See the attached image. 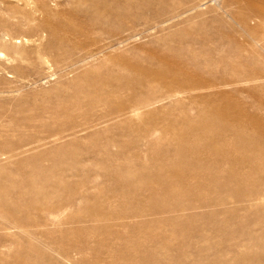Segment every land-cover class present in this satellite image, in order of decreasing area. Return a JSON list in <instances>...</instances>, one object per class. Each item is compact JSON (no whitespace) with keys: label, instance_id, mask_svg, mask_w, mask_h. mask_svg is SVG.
<instances>
[{"label":"rangeland","instance_id":"1","mask_svg":"<svg viewBox=\"0 0 264 264\" xmlns=\"http://www.w3.org/2000/svg\"><path fill=\"white\" fill-rule=\"evenodd\" d=\"M0 264H264V0H0Z\"/></svg>","mask_w":264,"mask_h":264}]
</instances>
